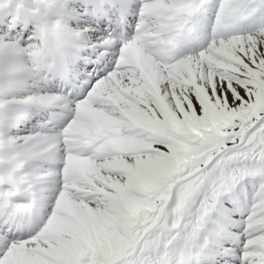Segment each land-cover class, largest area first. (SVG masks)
<instances>
[{"label":"snow or ice","instance_id":"snow-or-ice-1","mask_svg":"<svg viewBox=\"0 0 264 264\" xmlns=\"http://www.w3.org/2000/svg\"><path fill=\"white\" fill-rule=\"evenodd\" d=\"M0 264H264V0H0Z\"/></svg>","mask_w":264,"mask_h":264}]
</instances>
